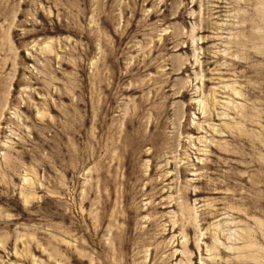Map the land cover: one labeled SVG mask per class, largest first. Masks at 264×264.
<instances>
[{"label": "rangeland", "instance_id": "1", "mask_svg": "<svg viewBox=\"0 0 264 264\" xmlns=\"http://www.w3.org/2000/svg\"><path fill=\"white\" fill-rule=\"evenodd\" d=\"M0 264H264V0H0Z\"/></svg>", "mask_w": 264, "mask_h": 264}]
</instances>
